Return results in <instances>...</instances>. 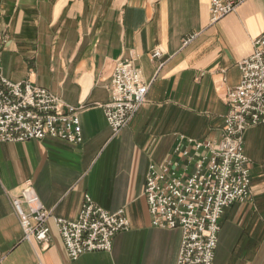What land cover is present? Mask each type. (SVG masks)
Returning a JSON list of instances; mask_svg holds the SVG:
<instances>
[{
    "label": "crops",
    "instance_id": "obj_1",
    "mask_svg": "<svg viewBox=\"0 0 264 264\" xmlns=\"http://www.w3.org/2000/svg\"><path fill=\"white\" fill-rule=\"evenodd\" d=\"M0 31L8 36L2 75L79 108L83 136L76 146L0 143V264H175L181 233L152 225L148 167L174 159L181 141L185 148L187 139H220L238 63L264 32V0H247L216 23L210 0H0ZM154 50L161 58H151ZM126 59L151 83L145 104L114 136L101 106L116 62ZM243 141L252 194L225 209L213 264H264V125ZM28 183L53 217L75 219L87 194L108 212L124 210L130 229L110 252L76 261L52 219L47 244L21 241L12 199Z\"/></svg>",
    "mask_w": 264,
    "mask_h": 264
},
{
    "label": "built area",
    "instance_id": "obj_2",
    "mask_svg": "<svg viewBox=\"0 0 264 264\" xmlns=\"http://www.w3.org/2000/svg\"><path fill=\"white\" fill-rule=\"evenodd\" d=\"M245 1L210 0L211 23L232 14ZM194 38H186L183 46ZM7 42L6 32L0 31V62ZM151 58H161V52L154 50ZM238 68L240 81L227 92L228 112L220 139H187L185 148L181 141L174 149V159L148 167L144 197L151 223L181 233L175 264H213L225 209L247 202L252 194L243 138L248 129L264 125V32L253 39L251 55L240 60ZM150 83L132 59L116 62L108 87L110 99L101 106L112 135L125 128L145 104ZM79 113V108L29 81H9L0 67V143L51 138L80 145ZM12 206L21 241L47 244V223L52 219L71 261L85 254L110 252L115 236L130 229L124 210L108 212L87 194L73 220L53 217L29 183L12 199Z\"/></svg>",
    "mask_w": 264,
    "mask_h": 264
}]
</instances>
